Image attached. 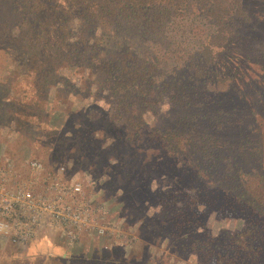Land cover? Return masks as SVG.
Listing matches in <instances>:
<instances>
[{"label":"trees","instance_id":"16d2710c","mask_svg":"<svg viewBox=\"0 0 264 264\" xmlns=\"http://www.w3.org/2000/svg\"><path fill=\"white\" fill-rule=\"evenodd\" d=\"M262 6L247 0H0V52L23 61L25 75L34 72L28 85L35 90L19 87L26 99L8 96L10 110L25 108L30 98L46 99L57 60L64 55L66 64L81 71L88 67L103 76L99 83L109 79L113 92H123L115 113L126 116L121 136L114 137L115 147L109 143L107 148L127 149L142 139L161 154L150 156V164L146 161L150 179L152 173L163 174L178 191L157 197L163 206L152 220L168 218L170 227L165 231L155 224L150 240L167 235L169 242L164 256L150 264H170L169 257L189 253L214 264H264V55L250 65L236 62L239 69L231 66L233 53L223 57L244 20L250 29L264 26ZM152 7L176 19L204 18L210 27L194 49L176 38L151 48L139 38L140 46L137 40L125 41L132 38H127L129 27L150 30L141 12ZM73 21L87 35L97 25L94 42L89 44L86 35L70 39ZM154 25L152 31L161 24ZM38 57L48 64L29 70ZM141 87L154 94L146 96ZM134 101L140 106L137 112L130 109ZM94 112L81 111V120L87 124L83 136L96 145L94 133L109 139L115 118L101 106ZM155 194L159 190L150 189V198ZM200 204L203 211L198 210ZM208 209L222 215L240 213L242 225L217 233L199 228ZM108 264L131 263L118 259Z\"/></svg>","mask_w":264,"mask_h":264},{"label":"rangeland","instance_id":"374dc122","mask_svg":"<svg viewBox=\"0 0 264 264\" xmlns=\"http://www.w3.org/2000/svg\"><path fill=\"white\" fill-rule=\"evenodd\" d=\"M247 1L249 4L258 2L260 7L264 4L262 0ZM4 8L12 6L4 5ZM141 13L143 21L147 19L150 23L148 25L150 30L141 29L137 25L129 27L127 38L129 35L132 38L125 40H137L139 46L141 45L139 40L151 48L160 46V42L165 43L171 38H176L183 45L194 49L193 44L210 27L204 18L190 20V15L176 19L156 7ZM154 23L161 25L152 31ZM71 26L74 32L70 39L77 36L84 38L86 35L89 44L94 42V35L100 30L96 25L87 35L77 22L73 21ZM17 30L14 28V31ZM140 31L143 37H137ZM234 36V43L230 44L232 48L223 50L224 58H230L233 53L232 68L239 69L240 64L236 67V62L243 61L245 65H250L254 58L264 55V26L258 25L256 29H250L248 20H244ZM250 46L253 48L249 49ZM254 48L258 51L255 52ZM91 52L87 51V55L89 56ZM66 58L67 56L62 55L57 60L60 64L57 71L54 70L56 78L52 76L51 79L50 76L51 81H55L48 86L46 99L37 98V101H34L30 98L24 102L25 108L13 106L10 110L6 104L8 96L14 95L17 100L26 99V95H21L22 90L19 91V87H27L26 91L35 90L28 85L33 81L34 72L30 71L25 75L27 72H23L20 67L23 61L0 52V150L1 146L3 147L0 156L15 160L17 164L24 158L35 156L46 165H64L68 175L82 178L87 183V188L93 195L95 194L96 199L107 207V221L119 223V231L130 240L104 248L96 235L92 237L87 235L85 237H90V240L68 247L62 238L59 239L58 236L53 238L52 234H48V240H39V243L47 245L44 248H35L30 243H12L2 236L0 264H108L112 261L117 262L118 259L131 264H150L151 261L164 256L169 242L167 235L161 239L155 237V240H150L152 235L150 231L155 224L158 227L164 226L165 231L170 227L168 218L161 217L156 222L152 220L163 206V201L157 197L178 190L171 186L168 177L163 178V174L152 173L150 179L146 161H150V156L153 159L160 157L161 154L154 152L145 140L138 139L127 149L116 146L117 148L111 151L107 148L109 143L114 146L115 136H121L120 127L126 116L121 113L120 117H117L115 113H119L118 102L123 92H113L109 79L108 84H106L108 81L99 83L103 76L96 72L92 73L88 67L81 71L75 69L73 65L66 64ZM41 60V57L33 59L27 68L33 70L36 67L39 71L40 67L48 64ZM138 90L146 96L154 94L147 87ZM129 94L131 98L134 97ZM34 96L37 97V93ZM95 105L101 106L108 116L115 118L109 126L111 135L109 139H103L100 132L94 133L97 138H94L93 142H96V145L83 136L87 124L81 120V111L85 113L89 110L95 114L97 107ZM19 107L24 110L21 111ZM139 108L137 101L130 106L134 112ZM136 173L139 176H136ZM144 176H147V179ZM152 188L158 189L160 194L150 198ZM204 209V205L198 206L199 211ZM205 212L200 217L199 228L205 227L212 233L222 229L231 232L239 228L243 222L240 213L237 212L225 215L218 214L215 209H208ZM36 242L38 241L31 243ZM168 260L170 264H214L212 259L200 257L195 253L172 256Z\"/></svg>","mask_w":264,"mask_h":264},{"label":"built area","instance_id":"2783aa9c","mask_svg":"<svg viewBox=\"0 0 264 264\" xmlns=\"http://www.w3.org/2000/svg\"><path fill=\"white\" fill-rule=\"evenodd\" d=\"M35 156L21 163L0 156V234L12 243L32 242L42 227L57 230L68 247L97 235L108 248L126 242L119 223L107 221V207L87 183Z\"/></svg>","mask_w":264,"mask_h":264},{"label":"crops","instance_id":"0c3cea01","mask_svg":"<svg viewBox=\"0 0 264 264\" xmlns=\"http://www.w3.org/2000/svg\"><path fill=\"white\" fill-rule=\"evenodd\" d=\"M3 145V144H2ZM1 148H2V150H0V151H3V147L1 146ZM0 153H2V152H0ZM3 157V156H2ZM4 158V157H3ZM94 196H95V194H94ZM48 234H52V237L54 238L55 236L57 237H59V239H61V236L59 235V233L57 232V230L56 229H54V228H51V227H42V228H40L39 230H38V233H37V236L35 237V239L32 241V242H34V241H38V242H36V243H31V242H29L31 245L33 244V246L35 247V248H44V246H46L47 244L46 243H43V242H41V243H39V240H48L49 238H48ZM92 235H94V234H91V235H89V236H91L92 237ZM0 237H2V235L0 234ZM96 237L97 238H99V236H97L96 235ZM95 237V238H96ZM90 237H84V239L83 240H81V241H79V242H81V244H83V241H85V240H90L89 239ZM51 241V240H50ZM30 244H28V245H30ZM80 244V245H81ZM65 246V245H64ZM77 247H79V245H76ZM50 248H52V247H50ZM90 249L92 250V248L90 247ZM90 249H88V251L90 250ZM72 250V249H71ZM75 250H76V248H75ZM78 250V249H77ZM50 251H51V249H50Z\"/></svg>","mask_w":264,"mask_h":264},{"label":"clouds","instance_id":"9594fccd","mask_svg":"<svg viewBox=\"0 0 264 264\" xmlns=\"http://www.w3.org/2000/svg\"><path fill=\"white\" fill-rule=\"evenodd\" d=\"M165 107H167V106H165Z\"/></svg>","mask_w":264,"mask_h":264}]
</instances>
